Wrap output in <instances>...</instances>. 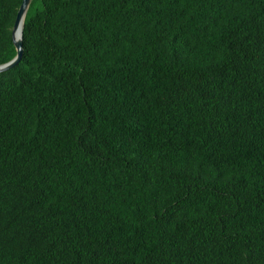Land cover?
Instances as JSON below:
<instances>
[{
	"label": "trees",
	"instance_id": "1",
	"mask_svg": "<svg viewBox=\"0 0 264 264\" xmlns=\"http://www.w3.org/2000/svg\"><path fill=\"white\" fill-rule=\"evenodd\" d=\"M23 47L0 264H264V0H31Z\"/></svg>",
	"mask_w": 264,
	"mask_h": 264
},
{
	"label": "water",
	"instance_id": "2",
	"mask_svg": "<svg viewBox=\"0 0 264 264\" xmlns=\"http://www.w3.org/2000/svg\"><path fill=\"white\" fill-rule=\"evenodd\" d=\"M30 3H31V0H22V3L19 7L17 17H16V20L13 26V30H12L13 42L16 47L17 53H16V56L11 61L0 65V73L13 68L22 59L23 52H24V47H23L24 21H25V17H26ZM19 28H21L20 35L17 36V32Z\"/></svg>",
	"mask_w": 264,
	"mask_h": 264
},
{
	"label": "bare ground",
	"instance_id": "3",
	"mask_svg": "<svg viewBox=\"0 0 264 264\" xmlns=\"http://www.w3.org/2000/svg\"><path fill=\"white\" fill-rule=\"evenodd\" d=\"M28 8H29V7H28ZM20 29H21V28H19V30H18V32H17V36H19V35H20Z\"/></svg>",
	"mask_w": 264,
	"mask_h": 264
}]
</instances>
